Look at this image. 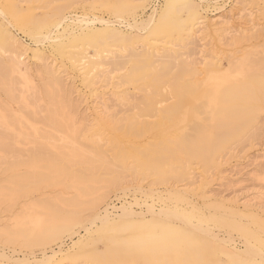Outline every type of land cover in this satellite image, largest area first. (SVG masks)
Instances as JSON below:
<instances>
[{
	"label": "bare ground",
	"instance_id": "obj_1",
	"mask_svg": "<svg viewBox=\"0 0 264 264\" xmlns=\"http://www.w3.org/2000/svg\"><path fill=\"white\" fill-rule=\"evenodd\" d=\"M167 1L168 2L166 3L160 15L155 7L151 9V11L144 19L136 20V17L133 18V16L131 15L132 21L129 22L127 20V22L128 28L131 30L130 33L135 32L133 36L130 33H122L118 29L119 26H117V28L114 27L116 25V22L122 21V18L119 19V15L122 14V9H124L125 4L122 0L112 2L111 5L114 7V14L115 16L117 15L118 18H116L115 20H101L106 27H109L108 33H106L108 37L112 38L114 41L110 44H107L101 38H96V35L93 34L94 32L90 37L85 35L82 37V41L74 46L76 47V49H79V47L82 48L80 49L81 52L77 55L78 58L76 59L74 57V61L75 63H77L76 68L83 76L82 79L89 84L87 85V87L92 95L95 94L94 92L98 91L100 82L98 78H100V75L102 76V74L105 72L108 74V76H110L112 72L117 71V69H121L120 66H123V64L128 59L130 60V58H133L134 62L129 67L128 72L125 75L123 74L122 77L120 76L121 78L125 80L127 79L129 81H136L140 77L142 78L147 74L148 71L151 70L155 63H159L158 66L160 67V70L154 72V75L150 80L152 82L153 79V84L150 87L152 90H150V93H153L154 98L148 100L147 102L143 100L144 104L140 112L138 113L139 115L137 117L136 115L135 117L133 116V118L131 120L129 119L126 124L124 123L125 121H123L122 124H125L124 126L119 124L120 127L122 126L120 131L123 130L122 134H125L126 136H141L144 133H148L146 131L151 130L152 128L156 129L157 127L155 126L159 125V128L162 124H164L163 126H165V123L173 120L174 117H176L179 118V122L176 125L172 126V128L177 131V134L174 132L170 133L171 135L165 138H158L154 141L151 140V143L149 144L144 145L143 143V146L140 145L141 147H134V145H132V149H126L124 147L121 148L119 144L118 146L114 144L111 146V149H109L112 151L111 156L114 154V159L111 160L117 161L115 159H119V165H115L117 162L113 163L112 161H109L107 159L105 160V151L103 152L102 145V140H105L104 137H100L97 141L95 139L94 143L97 144L96 147H90V145L85 147L84 145H82V142L80 143V138L82 136L83 139L88 137L89 135L92 137H98L102 136L104 132L99 129L93 128V125L89 124L86 129L83 128L85 129L84 131L86 133H81L82 125H80V119H77V116L75 115L76 113L68 104L70 101L67 102L68 100H65L66 96L64 95L63 88L65 87L63 83L64 80L70 78L68 74L69 71L65 72L63 69H61V66L56 67L57 64H55V60L48 61V57H46L44 60H42V68L46 73L45 75H52L53 79L47 81L48 83L52 82V84H45L44 82L45 85L43 84L44 86H42L43 92H41L49 99L48 102H51V108L49 107L44 118L41 117L39 119L43 118V121L46 123L45 126H49L54 130V132L52 134H49L50 132L44 134L41 133L42 138L38 135L42 140L40 139V142H36L39 145L34 146L33 148L37 154L33 155L34 153H32L31 159L28 156L30 161L27 163V165L32 166L33 168L34 166L36 167V164L42 161L44 162L46 156L47 158H49L48 155L43 157L40 156V153L45 154L41 151L46 149L48 145H53L51 144V142L54 143L55 149L53 152L54 155H51L50 157L53 156V160H55L58 164L54 162L55 165H50L51 167L49 173L51 174V177H43L44 174L40 172L39 169L38 171H35L34 167V170H28L27 174H25L23 177H18L19 182L21 183L20 185H18V189L11 188L10 190H7L8 188L6 189L5 187L0 186V199L6 196V199L8 197L9 201L13 203L17 196L19 197L20 195H25L26 193H28V191L36 190L39 183L38 180L42 182L45 181L47 182V184L52 183L54 185H57L61 182L62 178L63 180L67 178L65 175H69L71 177L70 183L75 190V197L73 196L74 198L71 200L68 207L59 206L54 209H52L50 203H36L38 200L33 204L29 203L28 206L22 207L24 208L22 213L20 214V211L18 212L14 219V222H12L13 226H9L11 227V229L5 232L7 234V237L8 235H11V239H15L17 237H20V239L24 238V243L27 246L30 243L42 245L51 241L61 239L65 233H69L68 236L71 238L75 233V231H73L72 229L76 225L81 224V222L84 220L85 221L82 227L84 231L88 232L90 228L89 226L92 224V222L95 219H99L101 224H103L101 227L103 233L105 229V227L103 226H106V224L114 218L110 214L108 208L109 203H105V199L109 196L110 192H113V190L120 189L124 191L132 186L133 188H135V190L137 188L138 190L141 189L140 186L133 184H137L136 179H138V177L140 176L144 177L145 172L147 174H151V176H156V179H154L155 182H151V186L158 184H167L169 183V179L171 178L179 180L189 179V182L188 184H184V189H178L177 187L173 186L167 187L166 190L170 200L172 201V204L162 206L157 211L153 209L151 205H146L145 210H142V207L139 210L133 209V204H135L136 206L138 200L134 201L133 204L128 202L115 207V209L118 210V212L115 213V217L117 218L118 223L121 220L123 223V219H125L126 217L137 216L139 217L138 219H143V216L146 214L145 212L149 213L151 217L147 221V225L151 228H159V232L157 234H154L150 231L144 236L135 237L133 238V242H127L129 245L127 244L126 246L123 244L124 246H126L125 248L120 249L121 247H118L117 249L112 250V247L111 251L109 250V252H107L105 256H103L104 254L100 256L95 251L92 252L85 249L73 250V253L69 255L68 252L62 250V245L59 244L58 249L56 250H54L53 248H50V250L48 251L46 249H42L40 263L48 264L51 259H54L58 255H60L64 258L63 264H78L80 263L78 259L84 258L99 260L101 264H120L121 262H128L130 264H133L134 261L137 260H140L144 264H152L153 259L165 260L170 262V264H258V261H261L260 264H264V220L258 217L259 215L256 210V208H264L263 201H243L240 204L243 211L239 210L240 205L239 203H237L236 198L233 199V197H231L228 200H225L222 198V196L220 197L219 194L210 193L212 190L209 191L203 189V174L206 173L205 175H207V172H205L207 170H200L201 167L211 168L212 166H218L216 165V159H218L219 156H216V153L223 149L224 145L227 144L226 142L230 141L228 143H231V140L236 137L243 138L247 133L250 132L251 129H253L260 123L262 112L264 111V56H261L259 54L257 55V52L253 50L243 51L238 55H234V52L232 53L234 56L228 57L227 67L224 69H221L220 64L218 63V58L216 57L217 55H210L209 61H206L208 59L207 58L206 60H204L206 62H204L201 66H198V62L205 59V57H203L202 60L198 59L200 61H196L197 58L187 60V57H184L185 59H182L181 56L184 55V52L180 54V52L178 51L179 53L177 52V54L179 55H176V50H172L175 46L177 47V43L175 44V46L173 45V48L171 47L172 49L167 48L168 45H170L168 43H172V38H174V35L176 34L175 30H181V27L176 28L178 23L174 22L178 20H170V17L172 18L177 11H180L182 9L185 12L193 11L195 12V14H199L200 6L195 0ZM234 1L235 4L241 3L242 5L243 3L242 0ZM177 3L179 4L178 7L180 6L179 8L175 5ZM245 3L247 2L245 1ZM103 4L105 3L103 2ZM60 7L61 9L63 8L62 6ZM243 8L244 7L238 9L243 10ZM244 9H246V7ZM0 13H2L1 8ZM248 14L250 13L248 12ZM23 16L20 18H23ZM158 16L159 18L157 19ZM43 18L45 19L46 17ZM196 18L198 19V17ZM68 21V25L70 26L66 25V27H63L61 31H59L55 26L54 29L50 30V28H47V30L43 32L41 30V27H44L43 21L41 22L43 24H37L36 21H34L35 24L32 22V27L27 30L31 35L36 34L32 35L36 38V40L38 38H46L48 41H53L54 43L57 42V46L61 47L62 41L70 38L73 35L77 36L78 34L84 33L89 28V24H91L94 20H82L83 25H77V29L75 30H73V26L71 25L72 23H78L79 19L77 17L69 18ZM209 22L210 21H208V23ZM206 25L207 24H205L204 20H202L200 17L196 22H191V24L187 26L185 25L184 29H190L191 32L190 36H188V39L194 40V38L192 37H195L197 35V32L200 33L202 30L206 31ZM256 26L257 24L252 23V25L248 28H242L240 30L238 29V33H234L236 35H232L233 33H231L228 40H226L228 41V43L233 45L236 43L239 44V42L242 43V41H245L244 43H246V41H250L251 39L261 36L263 37L264 25H258L259 27ZM139 27L146 28V32H144L146 36L141 37L140 40L136 41V45H138L141 49L139 51H135L133 50V48L129 47V44L134 42L132 41V38L136 39L137 36H143L138 35L137 33ZM218 28L216 27V29H214L213 31H216V35L218 39H220L223 37L222 34H224L225 30L224 28ZM213 31L211 33H213ZM9 34L0 25V86L3 89V92L9 98L16 99L18 96L16 97L15 95V90L17 89H14L16 83V77L14 76L15 74H17L19 78H17L19 80L18 82L24 90L34 88L35 83L33 85V75L31 72L32 69L29 67V63L27 61L29 57H27L26 46L23 45L18 38H15L13 34ZM177 38L179 37L177 36ZM118 41H122L124 44L119 46ZM6 43L9 45V47H7L8 45L6 46ZM64 43L66 44V42H62V44ZM89 43H92L93 47L95 48L91 55H87ZM81 45H86V47H82ZM66 54H68L67 56H69V53ZM187 54L190 53L188 52ZM70 58L73 57L70 56ZM70 58L68 59L70 60ZM159 60L162 63H160ZM155 66L153 68L156 70ZM74 69L75 68H73V70ZM34 71L38 72L37 69ZM152 72L153 71L151 70V73ZM64 76H66V78ZM108 76H106L107 79ZM108 80L110 81L112 80V78L109 77ZM105 81L107 80L105 79ZM162 89H164L165 91L161 92ZM100 94L101 93H99V97L95 96V98L100 99ZM35 97L37 98L36 95ZM18 98L19 100L24 102H21V107L23 108L21 109V111H25L26 113L30 114L27 108L28 103L25 102L26 98H21V96ZM145 98L147 99L146 96ZM36 101L37 99L35 100V102ZM142 103L143 102H141L140 105H142ZM99 104L100 103H98L97 101H94L93 108L99 113V115L104 117L105 114L103 116V111L101 112L99 110ZM47 108L45 110H47ZM191 112L195 113V117L190 121L188 118L190 117ZM4 116L6 115L4 114ZM12 117L7 116V118L4 117L0 119V151H9L11 149L12 142L16 136L14 135V132L11 131V127L15 126L14 124L17 123H20L21 125V121L18 120V117H16L17 119H14ZM143 117H152L153 120L148 121L146 119H143ZM21 118L23 120V116ZM127 119L128 118H126V120ZM187 120H189L190 122L187 123ZM37 126L39 125H36V127ZM39 128H43L44 130L43 125L42 127L40 125ZM117 128H119V126H117ZM45 129L47 130L48 128ZM43 130L41 129V131ZM23 135L21 133V136ZM28 137L29 136L25 135V139H27V141H30ZM107 137L109 138V136ZM57 141L59 143L58 145H56ZM233 141L235 142L237 140L234 139ZM109 142H107V145L110 144ZM229 146H227V148ZM88 147H90V149ZM93 147L95 148L91 149ZM129 147H131V145H129ZM47 151L48 150H46V152ZM29 154H31V152ZM2 157V159H4L6 155ZM125 159L130 160V162H125ZM47 161L51 162V160ZM215 161L216 163L214 164ZM60 162H65V164L78 163L75 165H79V163H85L88 167L91 168V170H95L97 168L96 166H98L99 169L100 167L103 169V172L100 174L90 172L89 177L86 179L87 183H83V181L80 182V177L78 175L79 173L76 172V170L75 172L78 174H75L74 171H69V169L66 168L67 166H62L61 164H59ZM191 162L195 163V165L191 166ZM95 163L97 165H94ZM43 165L41 166L43 167ZM85 168L87 167H84V170L86 171ZM139 173H143V175H140ZM83 174H81L80 176H82ZM138 174L140 176L137 177ZM85 175L83 177H86ZM9 178H13L12 182L15 181L14 179H17L14 177ZM30 179L34 182V184L28 186L29 184H31L29 182ZM8 183L9 182H4V184ZM12 184L14 186V183ZM147 190L152 192L154 189L151 188ZM194 190L196 193L200 194L203 200V204H208L209 206L218 210L222 209V211H227L220 213L221 215L219 214L212 217L209 216V220L215 226L223 228V232L225 230L226 234L223 233L225 235L219 236V233H216L213 228L205 225V221H203V215L199 213L200 208L196 206V202L194 203L193 200H191V198H193L195 194ZM66 199L64 201H66ZM53 202L55 201L53 200ZM180 203L189 205L188 208L190 209H185L179 206ZM111 208V211L114 210V207ZM215 209L213 211H216ZM84 210H88L90 216L82 218L83 214L81 215V212H83ZM60 211H63L61 215L58 214V212ZM40 212H42L43 214H41ZM217 213H219V211ZM213 214L215 215V212ZM242 216H247L248 220L250 219L249 222H251V225L250 223L242 222ZM209 217L208 215L206 216L207 219ZM170 220L178 221L183 225V227L173 225V223H170ZM124 227L129 229L128 226H123V228ZM124 229L122 232L127 231H124ZM232 232L237 233V239H239V237L242 239V248L237 247L234 243V239L232 236V234L234 233ZM108 239H111V237H108ZM111 241L113 242L114 240ZM221 254L226 255L227 259L229 260L227 261L228 263L221 261V258H219V255ZM23 259H25V257H23ZM257 259L258 261H256ZM76 260L78 261L76 262ZM161 260H158V262ZM50 263L53 262L51 261Z\"/></svg>",
	"mask_w": 264,
	"mask_h": 264
},
{
	"label": "rangeland",
	"instance_id": "obj_2",
	"mask_svg": "<svg viewBox=\"0 0 264 264\" xmlns=\"http://www.w3.org/2000/svg\"><path fill=\"white\" fill-rule=\"evenodd\" d=\"M116 1H119V0H113V1L112 0L111 1L110 0H0V8L2 10V13H0V16H1L0 17V25L3 29H5V31L8 34L10 33L9 35L13 34V36H15V38H18L22 42V44L26 46L27 57H29V59H27V61L29 63V67L32 69L31 72L33 75V85L35 83L34 88H29L27 90H24L23 87L18 82L19 78H18L17 74L14 75L16 77L15 82L17 83V85L15 83V88H14V89H17V90H15L16 91L15 95H16V97L21 96V98L22 97L26 98L25 102L28 103L27 108H28V111L30 112V114L31 113L33 114V115L31 114L32 116L29 113H26L25 111H21V109H23L21 107L22 103H24L23 101L19 100L18 97L16 99L15 98L14 99L9 98L3 92V89L0 86V119H2L4 117L7 118V116L8 117L13 116L12 118L17 119L16 117H18V120L21 121V125H20V123H17V124H14L15 126L11 127V131L14 132V135H16L13 142H12L11 149L9 151H2V150L0 151V184H2L0 186L5 187L6 189L8 188L7 190H10L11 188L18 189L17 188L18 185L21 184L19 182L18 177L19 178L23 177L25 174H27L28 170H30V169L34 170L35 166L32 168V166H28L27 163L30 161L32 153H34L33 155L37 154L35 152V150L33 149L34 146L39 145L36 142H40L42 140L41 139L42 134L49 133V132H50L49 134H52L54 132V130L51 129L49 126H45L46 123L43 121V118H44V116H46L49 107L51 108V102L50 101L48 102L49 99L42 93L43 92L42 86H44L45 84H52V82L48 83L47 81H50L53 79L52 75H49V74L45 75L46 73L44 72V70L42 68V62H43L42 60H44L46 57H48V59H47L48 61L49 60H55V64H57L56 67L61 66V69H63L65 72L69 71L68 74H69L70 78L64 80V83H63L64 87H65V88H63L64 89V95L66 96L65 100L66 101L68 100L67 102L70 101L68 104L70 105L72 110H74V112L76 113L75 115L77 116V119L78 120L80 119V122H81L80 125H82L81 126V129H82L81 133L82 134L86 133L84 130L89 126V124L90 125L92 124L93 128L99 129V130L104 132V134H102V136H98V137H94V136L92 137L89 135L88 137L83 139V136H82L80 138V143L82 142V145H84L85 147H87L89 145H90V147L91 146L96 147L97 144L94 143L95 139L97 141L100 137L101 138L104 137L105 140H102V145H103V152L105 151L104 152L105 160L107 159L109 161H112L113 163L117 162L115 165L116 166L119 165V159H115L117 161L111 160V159H114L113 158L114 154L111 156L112 151L109 149H111V146L114 144H116L117 146L119 144V146L121 148L124 147L126 149H132V147H133L132 145H134V147L140 146V145L143 146L142 145L143 143H144V145L149 144V143H151V140L154 141V140H157L158 138H165V137L171 135L170 133L174 132L177 134V131L174 128H172V126L176 125L179 122V118H176V117H174L173 120L165 123L166 124L165 126H163L164 124L160 125V128L158 127L159 125L155 126L158 129L152 128L151 130L146 131L148 133H144L141 136H133V135H127L126 136L125 134L124 135L122 134L123 130L120 131L121 127L124 126L129 121V119L131 120L133 118V116L135 117V115H136V117H137L139 115L138 113L140 112V110L144 104V101L147 102L148 100L154 98L153 93H150L151 92L150 90H152L150 87L153 84V79H152V82L150 80L153 77L154 72H157V70H160V67L158 66V64H159L158 62H157L158 64L155 63L156 66L154 65L156 70L153 68L154 67L153 66L151 68V70L153 72L151 73V70L148 71L151 74H149L147 72V74L145 76H143L144 78L140 77L139 78L140 80L138 79L136 81L135 80L129 81L127 79L125 80V79L121 78L123 76V74L125 75L128 72L129 67L134 62L133 58L132 59L130 58V60L128 59L125 62L126 64L124 63L123 66L122 65L120 66L121 69H117V71L112 72L110 74V76H108V74L105 72L102 74V76L101 75L99 76L100 77V78H98L100 81L99 82V88H98V91L94 92L95 94H93V95L88 90L87 85H89V84L82 79L83 76L81 75L80 71L76 68L77 63H75L74 60H75V58L76 59L78 58L77 55L81 52L80 49H82V48L79 47V49L78 48L76 49V47H74V46L77 43L79 44V42L82 41L81 39L83 36L86 35V36L90 37L93 34H95L96 38H98V39L101 38L107 44H110L114 41L112 38L108 37L107 33H108L109 27H106L105 24L102 23V20L103 19L115 20L116 18H118L117 15L115 16L114 7L111 5L112 2H116ZM122 1L125 4L124 9H122V11H123L122 14L119 15V19L122 18V21L116 22V25L114 27L117 28V26H119L118 29L124 34L131 32V30L128 28L127 20L129 22H131L132 16H133V18L136 17V20L144 19V18H146L147 14L151 11V9L154 7L157 9V11L160 15L162 13L166 3L168 2L167 0H122ZM195 1L200 6L199 14H195V12H193V11H186L185 12L182 9L183 11L180 10V11L176 12L177 14L176 13L174 14L176 18L174 17V15L172 18L170 17V20H172V19H173V21L178 20V21H174V22H177L179 25V26L177 25L176 28L181 27L180 28L181 30H179V29H178V31L175 30L176 34L174 35V38H172L173 39L172 43H168V44H170V45L172 44V45L171 46L168 45L167 48L172 49L173 45L175 46V44L177 43L176 44L177 47L175 46L172 50L173 51L176 50V52H175L176 55H179V54H177L178 51L180 52V54L184 52L183 53L184 55L181 56L182 59L184 57H187V60L188 59L190 60L192 58H195V59L197 58L196 61H200L198 59L202 60V58L205 57V59L198 62V66H201L204 62L209 61L210 55H212V56L217 55L216 57L218 58V63L220 64L221 69H224L227 67L229 56L231 57V56H234L235 54L238 55L239 53H241L243 51L253 50V51L257 52V55L259 54L261 56H264V36L251 39L250 41H246V43H244L245 41H242V43L239 42V44L236 43L233 45H231L227 41L231 33H233L232 35H236L238 33L237 32L238 29L240 30L242 28L243 29L248 28L249 26L252 25V23L257 24L256 27H259L260 25H264V0H261V1L260 0H242V2H243L242 5H241V3L235 4L234 0H195ZM245 1L247 3H245ZM103 2L105 4H103ZM248 2H250V3H248ZM175 5L178 7L179 4L177 3ZM60 6H62L63 8L61 9ZM234 7H235V10H234ZM242 7H244V8L246 7V9L243 8V10H240ZM238 8H240V9H238ZM3 10H4V12H3ZM246 10L250 14H248V12ZM19 12H20V16H19ZM244 12H246L247 15ZM3 14H5V15H3ZM22 16H23V18H20ZM190 16L191 17L193 16V17L191 18ZM242 16H243V18H242ZM43 17H46L47 19L46 18L44 19ZM76 17L79 19V22L76 24L72 23L71 26H73V30L77 29L76 28L77 25H83L82 20H84V19L94 20V21L91 24H89V28L87 29L89 31L86 30L84 33L78 34L77 36L73 35L70 38L65 39L62 42H66V44L65 43L62 44V42H61V47L57 46L58 45L57 42L54 43L53 41H48L46 38H38L36 40V38L32 36V35H36V34L31 35L28 33V30H27L30 27H32L33 23L35 24L34 21H36L37 24H43L44 23V27L46 26L45 28L43 26L41 27V30L43 32L45 30H47V28L48 29L50 28V30H52V29H54L55 26L59 31H61L63 27H66V25H68L69 18H76ZM188 17H189V22H188ZM196 17H198V19L200 17L202 20H204V23L207 24L206 25L207 28L205 29L206 31H203L201 29L202 31L200 33H198V32L196 33L197 34L196 36H198V37H196V36L192 37V38H194V40L188 39V36H190L191 32H190V29H188V30L184 29L185 25L187 26V25L191 24V22H193V23L196 22L198 20ZM258 17L260 20L258 19ZM158 18H159V16L157 17V19ZM4 19H6L7 21ZM41 19H43V20H41ZM186 19H187V21H186ZM190 19H192V20H190ZM220 19H222V20H220ZM46 20H48V21H46ZM184 20H185V22H184ZM251 20H253V21H251ZM42 21H43V23H41ZM208 21H210L209 22L210 24L208 23ZM211 23H212V25H211ZM213 25H214V27H213ZM217 25L219 26V28ZM68 26H70V25H68ZM216 27L218 29L224 28V30H225L224 34H222L223 37L221 36L222 38H220L221 40L218 39V37L216 35L217 34L216 31H213L214 29H216ZM6 28H7V30H6ZM24 28H26V29H24ZM192 28H194V27H192ZM70 30H72V29H70ZM105 30H107V31H105ZM212 31H213V33H211ZM144 32H146L145 27H139L138 28V32H137L138 35H143V36H137L136 39L132 38V41H134V42L131 44L128 43L130 48H133V50H135V51H139L141 49L138 45H136V41L140 40L141 37L146 36V34H144ZM234 33H236V34H234ZM130 34L133 36L135 34V32L130 33ZM198 34H200V35H198ZM212 34H214V35H212ZM177 36L179 38H177ZM106 37H108V38H106ZM67 40H69V41H67ZM190 41H192V42H190ZM68 42H69V44H68ZM159 43H161V42H159ZM70 44L72 47L70 46ZM80 44H82V43H80ZM118 44L120 46L124 43L122 41H120V42L118 41ZM180 44H181V46H180ZM7 45L8 44L6 43V46ZM90 45H92V46H90ZM81 46L86 47V45H81ZM7 47H9V45ZM88 48L89 49L87 50V55H91L95 48L93 47L92 43H89ZM71 49H72V51H71ZM247 49H249V50H247ZM188 52L191 55L187 54ZM66 53H69V56H67L68 54H66ZM71 53H72V55H71ZM121 53H124V52H121ZM232 53H234V55ZM70 56L73 58H70ZM68 58H70V60ZM204 60H206V61H204ZM72 61H74V62H72ZM159 62H160V60H159ZM160 63H162V62H160ZM73 68H75V69L73 70ZM36 69L39 73L34 71ZM34 72L36 73V75ZM106 76H108V79H109V77H111L112 80L109 81L106 78ZM64 77L66 78V76H64ZM105 79L107 81H105ZM104 81H105V83H104ZM44 82H45V84H44ZM116 83H117V85H116ZM102 87H104V88H102ZM146 91L148 92V94ZM162 91L164 92L165 90L162 89L161 92ZM99 93H101L100 94L101 98L100 99L95 98V96L99 97ZM35 95L37 96V98L35 97ZM144 95L147 97V99L145 98ZM149 97H151V98H149ZM36 99H37V101L35 102ZM97 99H99V100H97ZM94 101H97L98 103L101 104V106L99 104V110L101 112L103 111V116L105 114L104 117L99 115V113L93 108V102ZM141 102H143L142 105H140ZM73 107H75L76 109ZM46 108H47V110H45ZM101 108H102V110H101ZM263 110H264V108H263ZM4 114L6 116H4ZM191 114H192V116H191ZM191 114H190V117L188 118L190 121L192 119H194V117H195L194 112H191ZM22 116H23V120L21 118ZM29 117L31 120L29 119ZM41 117H43V118L39 119ZM112 117H114V118H112ZM119 117H120V119H119ZM126 118H128V119L126 120ZM37 119H39L40 121ZM118 119H119V121H118ZM143 119H146L148 121L153 120L152 117H150V118L149 117L148 118L143 117ZM189 120H187V123L190 122ZM38 121L41 123H39ZM123 121H125L124 125L122 124ZM23 123L25 124V126ZM32 124H35V125H32ZM119 124L122 126L120 127ZM36 125H39V126L36 127ZM40 125H41V127H42V125L44 126V130L46 132L43 130V128H39ZM111 125H112V127H111ZM117 126H119L120 129L117 128ZM22 127L24 130L22 129ZM30 127H32V128H30ZM45 128H48V129L46 130ZM83 128H85V129H83ZM41 129L43 131H41ZM102 129H104V130H102ZM50 130H53V131H50ZM149 132H151V133H149ZM21 133H22V135L23 134L24 135L21 136ZM25 135L29 136L28 138L30 139V141H27V139H25ZM107 136H109L110 139ZM234 139L237 141L234 142L233 141ZM234 139L231 140L232 144L228 143L230 141L226 142L228 145L225 143L226 145H224L223 149H221V151H218L216 153V156H219L218 159H216L217 160L216 165H218V166H215V167L212 166L211 168H206V167L200 168V170H204V171L207 170V171H205V172H207V175H205L206 173L203 174L204 175L203 176L204 182H203L202 187L204 190L205 189L209 190V191L212 190L213 192L211 191L210 193L219 194V196L220 197L222 196V198L225 200H228L231 197H233V199L236 198V201H237V203H239V205L243 201L244 202H246V201L257 202L260 200V201H263V203H264V111L262 112V117H261L260 123L258 125H256L253 129H251L250 132L247 133L243 138L236 137ZM106 140H107V142H109L110 140H112V141H110L109 142L110 144L107 145L108 143L106 142ZM148 141H150V142H148ZM238 141H240L241 143ZM51 144H53V145H50L51 147L48 145L46 149L41 151V152H44L45 154L40 153V156L43 157V156L48 155L49 158H47V156H46V159L44 160V162L42 161V162L36 164V167H35V171H38V169H39V171L44 174L43 177H51V174L49 173L50 167L55 165V163L58 164L55 160H53V156L50 157L51 155H54L53 152L55 149L54 143L51 142ZM58 144L59 143L57 141L56 145H58ZM136 144H138V145H136ZM129 145H131V147H129ZM227 146H229L228 147L229 149L227 148ZM90 147H88V148L90 149ZM95 147H93L91 149H94ZM46 150H48L47 151L48 154H47ZM29 151L31 152V154H29L30 153ZM224 151H227V152H224ZM219 154L222 156H220ZM5 155L8 158L5 157L4 159H2L3 158L2 156H5ZM28 156L30 157V159L28 158ZM18 160H20V161H18ZM47 160H51V162H49ZM125 160H126L125 162H127V161L130 162V160H128V159H125ZM63 163L60 162L59 164H61L64 167L66 165L67 166L66 168L69 169V171H71V172L74 171L75 174L79 173L78 174L80 177L79 180H80V182L83 181V183H87L86 179L89 177L90 172L91 173L94 172L96 174H100L103 172V169L101 167L99 169V167L96 166L98 169L96 168L95 170H91V168L88 167L87 164H85V163H79V165H75L78 163H73V164L72 163L65 164V162H63ZM215 163H216V161L214 162V164ZM40 164L41 165L44 164L43 167ZM39 165L41 168L39 167ZM94 165H97V164L95 163ZM194 165H195V163H192L191 166H194ZM84 167H87L88 169L85 168L86 169V171H85ZM44 170H45V172H44ZM75 170L78 173H76ZM10 173L17 175V176L11 175ZM85 173H86V175H85ZM81 174H83V175L80 176ZM139 174L137 175V177L140 175H143V173L140 175ZM148 174L145 172L144 177L143 176L138 177V179H136L137 184H133V185L140 186L141 189H139V190H138V188L135 190V188H133V186H132V187H130L124 191H122L120 189L119 190L116 189V190H113V192H110L109 196L105 199L106 200L105 203H109L108 208H109L111 216H113L114 218L111 219L110 222H108L106 224V226H103V227H105L103 233L101 230V227L103 224H101L99 219H95L91 225L89 224L90 228H89L88 232L83 230L82 225L85 221L84 220L81 222V224L76 225L72 229L73 231H75V233L72 235L71 238L68 236L69 233H65L61 239L51 241L49 243L42 244V245H36V244L30 243L31 245L28 244V246H27L24 243L25 242L24 238L20 239V237H17V238H15L16 240L11 239V235H8V237H7V234L5 231H9L11 229V227L13 226L12 222H14V219H15L16 215L18 214V212L20 211L19 213L21 214L23 209H24L22 207L28 206L29 203L33 204L38 200L36 203H48V204L50 203V205L52 206V209L59 207V206L68 207L71 200L75 197V190L71 186V183H70L71 177L69 175H65L67 178L64 177V178H66L65 180H63V178H62L61 182L57 185H54L52 183L47 184V182H45V181L42 182V181L38 180L39 183L37 185L36 190L28 191V193H26L27 195L25 194V195H20L19 197L17 196L16 197L17 199L15 198L13 203L9 201L8 197H7V199H6V196L2 197V199H0V264H43V263H40L41 262V260H40L41 250L46 249L48 251V250H50V248H53L54 250H56V249H58L59 244L62 245V250L68 252L69 255L71 253H73V250L85 249V250L92 251V252L95 251L100 256L103 254H104L103 256H105L107 254V252H109V250L111 251L112 247H113L112 250H115L118 247L119 248L121 247L120 249L125 248L128 243L133 242V240H134L133 238H135V237L144 236V235H146V233H148L150 231L154 234H157L159 232V228L155 227L156 228L155 229V228H151L147 225V221L151 217V215L149 213L144 211L146 214L143 216L144 217L143 219H141V218L138 219L139 217H137V216L126 217L125 219H123V223H122V220L119 221V223H118L117 218L115 217V213H117L118 210H116L115 207L120 206L123 203H128V202L133 204L134 201L138 200L137 201L138 203L136 204V206H135V204H133V209L139 210L142 207L141 209L145 210L146 205H151V207L157 211L162 206L172 204L171 203L172 201L170 200V198L168 196L166 188L173 186V187H177L178 189H184V184H186V183L188 184L189 179L188 180L187 179H184V180L180 179L179 180V179L171 178V179H169V183H167V184H158V185L151 186V182H155L154 179H156L155 178L156 176L152 175L153 176L152 177L151 174H149V175ZM84 175L86 177H83ZM146 175H148V176H146ZM9 177H14L17 179H14L15 181L12 182L13 178H9ZM152 179H153V181H152ZM30 180H29V182L31 184H29V185L27 184L28 186H31L32 184H34V182L32 180L31 181ZM4 182L5 183L9 182L11 184H9V183L8 184L12 185V186H9L8 184H4ZM173 182H174V184H173ZM12 183H14V186ZM150 187L154 189L153 191L151 190L152 192L147 190V189H151ZM142 191H143V193H142ZM194 192H195V190H194ZM57 196H59V197H57ZM58 198H59V200H58ZM51 199H52V201H51ZM65 199H66V201H64ZM53 200L55 202H53ZM191 200H193L194 203L196 202V206L200 208L199 213H201L203 215V221H205V225L213 228V230L216 233H219V236L225 235L226 234L225 230L223 232V228L215 226L209 219L212 216H217L220 213L227 212V211H224V210L222 211V209H220L221 210L220 211L218 209H215V208L209 206L208 204H203V200H202L200 194H198L196 192L194 194V197L191 198ZM1 201H3V202H1ZM55 204H56V206H55ZM179 206L187 209L189 205H187L185 203L184 204L180 203ZM111 207H114L113 208L114 210L111 211V209H112ZM239 207H240L239 210H242L241 205ZM63 209H61V210H63ZM188 209H190V208H188ZM214 209L216 211H213ZM262 209L256 208L258 215H259L258 217L264 220V208H262ZM218 211H219V213H217ZM214 212H215V215L213 214ZM40 213L43 214L42 212H40ZM61 213H63V211L58 212L59 215H61ZM81 215H82V218H85L86 216H90L88 210H84L83 212H81ZM207 215H208V217L210 216L208 219L206 218ZM243 217L244 216H242L241 221L244 223H250V225H251V222H249L250 219L248 220L247 216L244 217L245 219ZM135 219H137V220H135ZM170 221H171L170 223H173V225H175V226L183 227V225L181 223H179L178 221H175V220H170ZM9 226H11V227H9ZM123 226H126V227L128 226L129 229H127L125 227H124L125 228L124 229ZM123 229H124V231L127 230V231H125L126 233L122 232ZM223 233H225V234H223ZM232 233H234V234H232L233 239H234V243L236 244L237 247L242 248L243 247L242 239L240 237H239L240 240L237 239L238 235L236 232H232ZM108 237H111V239H108ZM111 240H114V241L112 242ZM123 244L126 246H124ZM23 257H25V259H23ZM219 258H221L222 262L229 261L227 259L226 255H224V254L219 255ZM78 260L80 262L78 264H82V263L83 264H101L99 260H93V259H89V258L78 259ZM78 260H76V262ZM158 260H161V259H153L152 264H157V263H159V264H162V263L163 264H170V262H168V261L161 260L158 262ZM51 261L53 263H50ZM51 261L48 262V264H63L64 258L62 256L58 255L54 259H51ZM256 261H258V259ZM164 262H168V263H164ZM258 262H257L258 264L261 263V261H258ZM45 264H47V263H45ZM120 264H130V263L121 262ZM133 264H144V263H142L140 260H137V261H134Z\"/></svg>",
	"mask_w": 264,
	"mask_h": 264
}]
</instances>
